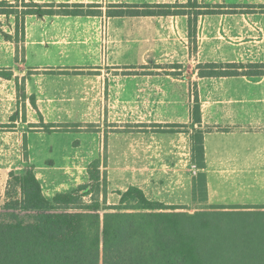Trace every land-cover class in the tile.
<instances>
[{
    "label": "crops",
    "instance_id": "1",
    "mask_svg": "<svg viewBox=\"0 0 264 264\" xmlns=\"http://www.w3.org/2000/svg\"><path fill=\"white\" fill-rule=\"evenodd\" d=\"M33 1L97 5L89 8L95 11L88 15H27L18 61L15 43L0 32V68L21 61L33 70V77L26 80V95L33 96L43 123L57 125L51 131L24 132L27 159L37 178L58 188L54 193L67 192L88 181L89 163L83 169L78 160L99 159L105 187L113 192L110 202L104 191L107 204L118 203L119 192L137 186L149 200L185 205L192 200L198 171L190 138L198 128L204 130L208 205L264 206L255 193L264 188V74L200 77L196 68L201 122L192 125L193 96H183L185 86L176 92L178 73L166 66L184 61L169 55L162 35L169 26L156 23L165 16L106 15L111 4L188 0ZM195 1L198 5L249 2ZM252 2L264 4V0ZM13 28L14 23L1 21L2 31L12 33ZM226 62L264 63V58ZM30 118L28 122H36ZM49 138H53L50 146L39 145ZM43 158H47L44 165L36 161ZM64 161L76 162L65 167Z\"/></svg>",
    "mask_w": 264,
    "mask_h": 264
},
{
    "label": "trees",
    "instance_id": "2",
    "mask_svg": "<svg viewBox=\"0 0 264 264\" xmlns=\"http://www.w3.org/2000/svg\"><path fill=\"white\" fill-rule=\"evenodd\" d=\"M91 6L97 5L0 0V16L7 24L13 17L14 23L12 33L0 32L18 48L27 15H88L94 12ZM199 6L195 0L185 4L117 3L107 5L106 15H184L191 39L198 16L225 12L218 9L220 4H206V11L197 10ZM196 68L200 77L264 74V63L204 62ZM0 76L10 79L12 73L5 71ZM193 97L192 125L201 122L197 92ZM30 102L35 106L33 98ZM40 126L51 131L57 125ZM203 134L204 130L194 128L190 137L192 161L198 169L192 182L194 197L199 188L207 192ZM100 164L99 159L89 163L86 183L52 197L44 194L32 165L12 172L6 200L0 205V264H264V231L254 219L236 223L222 219L220 209H226L225 205L180 210L149 200L137 186L119 192L118 203L107 204ZM257 209L264 210V206Z\"/></svg>",
    "mask_w": 264,
    "mask_h": 264
},
{
    "label": "rangeland",
    "instance_id": "3",
    "mask_svg": "<svg viewBox=\"0 0 264 264\" xmlns=\"http://www.w3.org/2000/svg\"><path fill=\"white\" fill-rule=\"evenodd\" d=\"M252 1L249 0L247 4L242 5L223 3V6L218 7V9L225 11L224 13H206L198 16L193 39H189L187 17L184 15L165 16L160 21H156V23L169 26L166 29L163 28L162 32L163 37L167 40L166 45L169 47V55H174L184 61L181 64L166 65L170 71L178 73L177 78H175L178 80H174L176 92H182V87L185 86L183 96L186 99L189 95L194 96L195 92L198 93L197 81L194 79V72L198 63L264 58V4L262 2L254 4ZM199 5V9H197L199 11L209 9V7L204 6L206 4H203V2ZM185 11H190V9H185ZM0 17L2 24H7L5 17ZM9 22L13 24V17L9 18ZM165 40L162 39L161 42ZM20 45L14 57L17 61L22 56ZM162 46L164 47L165 44L163 43ZM5 71H11L13 77L10 79L0 78V205L6 200L10 174L12 172L19 173L24 167L31 164L27 159V143L24 132L42 128L40 125L43 124L42 116L37 111L36 105L33 109L31 108L30 98H33V96L28 97L26 95V80L33 77L32 75L35 72L25 67L21 61L18 63L14 61L8 68H0V74ZM23 92L25 96H23ZM27 98L28 100H26ZM30 117L35 119L36 122H28V119H31ZM16 126L19 127L21 133H15ZM59 126L64 127L63 125ZM49 139L42 140L43 142L39 141V145L50 146L53 138ZM87 146L88 149L92 147L91 144L84 145V147ZM88 149L85 150L88 151ZM38 155L42 156L41 153H38ZM102 157H104V153H102ZM36 161L44 165L47 158ZM72 162L75 163L76 161H64L62 165L66 167ZM91 162L92 160L82 159L78 160L77 165H81L84 169V166ZM64 169L66 168H61V171L63 172ZM38 179L41 185L44 184L42 188L47 197H52L55 194L54 191L58 190V188H50L44 178ZM70 190L68 189V191ZM104 191L106 192V198L108 196L109 201L112 202L113 196H110L109 192H113L106 189V187ZM255 193L257 196L260 194V200H264V188H259ZM176 206L180 207V210L188 212L209 208L206 193L202 188L198 189L195 197L192 196V200L188 204ZM257 207L249 205L228 206L226 209H220L223 211L220 213H222V219L226 217L232 223L254 219V223H257L259 229L263 232L264 210L257 209Z\"/></svg>",
    "mask_w": 264,
    "mask_h": 264
}]
</instances>
